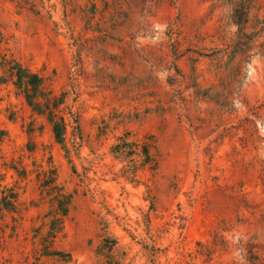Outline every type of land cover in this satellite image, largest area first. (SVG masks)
<instances>
[{"label":"rangeland","instance_id":"374dc122","mask_svg":"<svg viewBox=\"0 0 264 264\" xmlns=\"http://www.w3.org/2000/svg\"><path fill=\"white\" fill-rule=\"evenodd\" d=\"M0 264H264V0H0Z\"/></svg>","mask_w":264,"mask_h":264},{"label":"trees","instance_id":"16d2710c","mask_svg":"<svg viewBox=\"0 0 264 264\" xmlns=\"http://www.w3.org/2000/svg\"><path fill=\"white\" fill-rule=\"evenodd\" d=\"M16 86L23 90L29 105L39 113H47L50 122L53 126V131L56 140L64 144L66 124L64 119H55L53 105L51 99L45 97V101L39 100L42 98L43 78L38 73L23 67L19 63L11 66Z\"/></svg>","mask_w":264,"mask_h":264}]
</instances>
